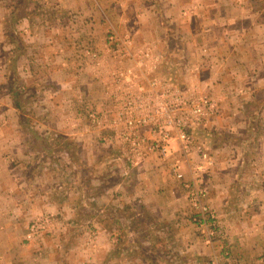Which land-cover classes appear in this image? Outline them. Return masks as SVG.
Segmentation results:
<instances>
[{"label": "crops", "instance_id": "obj_1", "mask_svg": "<svg viewBox=\"0 0 264 264\" xmlns=\"http://www.w3.org/2000/svg\"><path fill=\"white\" fill-rule=\"evenodd\" d=\"M263 1L159 0L156 2L128 0L126 2L128 5H124L123 0H115L110 4L106 0L99 1L100 5L97 6L96 12L102 18L103 23L112 24L113 22L120 27L129 25L134 27L135 25V29L130 28L129 32H123L124 34L120 32L119 35L123 36L120 38L127 37L135 44L137 43L134 44L136 46L134 49L138 53L140 51L149 53L147 58L135 56L128 65L120 68L115 67L112 74L131 67L138 74L139 71H143L144 76L150 74L149 77H152L154 73L149 72L154 68L157 72L159 66L162 68L161 63L173 62L174 64L178 60L179 64V60L183 58L186 61L179 72L182 77L178 74L179 77L173 82L178 83V88L187 92L188 95L205 92L203 88L207 86L212 90V98L216 102L218 101L220 106L224 105L226 110L222 117L217 119L215 129H213L215 132L212 133L214 139L209 145H203L211 149L212 156L210 158L213 162L210 165L203 163V167H198L195 165V160L198 161V157L195 156L196 153H192L190 158L193 160L187 159V168L181 163L180 173L183 174V179L177 180L170 171L173 161L171 163L169 159L163 161L156 155H151L138 167L127 166L126 162H120L118 166L114 167V171L118 173L98 181L96 194H90L91 183L83 178L59 181L50 179L49 176L44 179V177H39V174H30L31 168L34 167L33 164L37 162V153H42L41 148L35 145L34 139L40 141L46 137L60 139L59 141L81 139V143L77 144L81 146L82 152L85 151L88 155L86 157H89L88 140L91 137L89 131L81 129L83 124L79 129L76 127L72 129L65 126L63 119L57 121L53 116L51 118L43 116L42 110L46 112L45 92L39 87L44 81L49 80L51 92L58 91L59 95L64 92L62 95H65V109L68 111L67 100L73 98L69 92L77 89L84 94L87 84L83 82V79L80 80V83L73 82L71 79L73 56L71 58L69 56L75 54L77 50L73 49L74 45L73 43L71 45L72 40L69 35H66L64 40L69 42L64 56L66 65H59L56 61L55 64L54 61H51L49 65L45 64L43 67L41 64L36 65L37 59L30 51H26L23 55H27L24 57L22 54L17 57L21 59V57L31 56L34 61L24 60L26 63L18 64L15 67L10 65L11 59L16 58V54L7 41L10 32H6V29L10 24V17L15 15V9L9 2L5 1L4 4L0 2V91H2L0 93V170L9 174L3 173L5 182L1 188L3 194L7 195H1V201L7 203L3 209L9 207V211L4 210L2 215L4 217L3 223L0 224V228L3 229L2 233L14 234L20 231L22 220H28L30 214L45 212V209H50L48 206H51L60 216L61 224L62 219L68 220L67 225L71 227L76 224L75 218L80 209L85 208L90 211V206L96 205L97 209L92 215H87L89 219L95 220L90 222L92 225H87L88 228L97 229L99 234L104 235L115 233L128 235L127 238L129 237L130 242L125 248L129 252L131 251V254H128L130 258L127 259L129 260L128 264L135 262L130 257L132 248H134L132 244L137 242L135 235L142 232L147 235L146 243L151 250L162 251L160 256L157 253L152 254L157 262H153V264H206L207 259L202 256L211 252L210 248L214 250L216 247L213 245L209 248L205 245L203 235H199L197 229L189 221L191 211L184 188V183L187 182L186 178L189 177L186 176V173L188 175L199 173L202 178L200 183L206 189L209 201L214 203L211 207L215 212H218L214 207L217 206V202L228 203L229 200H233L235 187L238 185L244 188V192L248 191L254 194L258 198V202H264V181L258 177L248 184L234 182L233 175L237 169L239 171L243 162L238 168L234 167L229 160H219L218 156L219 150L229 147L228 139L235 136L233 130H236L237 125L240 126L239 123L246 125L245 123L250 120L258 122V125L255 126L248 123L249 126L243 127V131L248 134L252 131L250 128L259 129L260 117L263 118L264 109L261 104L263 99L260 93L264 91V51L260 50V45L263 44L261 40L264 39V35L257 34L258 28L263 24ZM116 2L118 3L116 4ZM56 3L60 4L57 6L60 10L64 9L61 11L63 13H82L80 14L82 15L81 25H95L96 16L89 17L87 15V10H90L89 6L86 5L84 9L82 5L73 0H56ZM104 4L106 5L104 6ZM35 6L40 7L37 4ZM25 9L28 10L26 7ZM18 15L16 19L18 25L26 26L27 31L33 35L34 43L42 44L44 38L41 36V32L37 30L38 32L34 33L32 28L37 24L36 18L27 12ZM54 21L53 18L51 25ZM67 24L64 22V25ZM225 26L227 29H231L232 26L235 31L238 30L237 33L234 31L233 40H230V36L222 34L221 27L225 30ZM248 26L257 27L255 34L249 33L251 28ZM159 27H163V29L159 30ZM91 38H87V40L91 41ZM49 39L52 45H56L58 42L57 37H47L46 41ZM57 45L59 46V44ZM53 52L49 51V54L51 55ZM55 54L51 57L54 60L57 59L58 53ZM136 64L143 68H137ZM15 74H19L18 84H21V89L24 91L18 100L13 95V90L17 86ZM240 75L242 80H239ZM140 80H138L140 84L148 83ZM173 82L170 81L171 84ZM223 90L225 94L222 93ZM237 90L242 91L241 97L234 96L235 93L232 91ZM221 98H225L224 102ZM56 101L57 106L54 105V108L58 109L59 101L58 99ZM250 106L258 107V119H254L255 117L250 115L252 111V108L251 111L248 108ZM23 107L33 108L34 113L23 115ZM238 107H245L243 115H237ZM36 110L39 111L38 114H36ZM41 123H49L44 126L43 130L45 131H39L38 128L33 127L37 124L41 125ZM66 128L68 130H65ZM222 131L225 132V142L219 141L217 137L222 134ZM172 147L178 148L177 144H173ZM116 153V159L120 161L118 155L122 157V153L118 151ZM173 154L179 155V153ZM36 165L38 166V163ZM255 165L257 169L262 163H255ZM57 184L59 186L63 184L60 186L63 187V190H60ZM243 185L248 186L249 190ZM44 200L50 204L44 206ZM31 203L35 204L31 205ZM23 209L27 210V215L21 214ZM227 213L228 216L231 215L228 211ZM238 229L240 228L238 227ZM255 234L257 233L254 231L250 235L248 246L243 244L240 236L235 239L233 245L236 247L240 242L241 250L246 248L249 251L246 257L249 261L259 251ZM150 236L158 237L152 240ZM244 241L246 242V240ZM125 242L124 237L123 244ZM119 243V240L116 241L113 237L111 239L105 237L98 250L101 255L106 254L110 250L118 249ZM99 263L104 264L100 259Z\"/></svg>", "mask_w": 264, "mask_h": 264}, {"label": "rangeland", "instance_id": "obj_2", "mask_svg": "<svg viewBox=\"0 0 264 264\" xmlns=\"http://www.w3.org/2000/svg\"><path fill=\"white\" fill-rule=\"evenodd\" d=\"M5 1L6 3H11V7H14L15 9V15L10 17V24L6 29V32H10V36L7 38V41L12 46L13 52L16 54V58L11 59L10 65L15 67L18 64L26 63L24 60H27V62H29L30 59L34 61L31 56L22 58L27 55H23L26 51H30L35 59H37L36 65L41 64L43 67L45 64L49 65L51 61H54V64L56 61L59 65H66L67 62L64 56L65 51L68 49L69 42L64 40L66 39V35H69L72 40L70 43L71 45L72 43L74 45L73 49L77 50L75 54H70L69 56V58L73 56L71 60L73 74L71 79L73 82L76 81L79 83L80 80L83 79V82H86L87 84V90L84 94L82 91L77 89H73V91L69 92L73 95V98L67 100L68 111L65 109L66 98L65 95H62L64 94L63 91V93L60 94L61 96L58 94V91H54V93L51 92L49 90L50 83L49 80H46L47 78L43 84L39 85V87L45 92L44 98L46 102V112L42 110V113L44 112L43 116L48 118L53 116L57 119V121L63 119L66 124L65 126L72 129L75 127L76 129H79L83 124L81 129L89 131L91 136L88 140L90 152L89 157H86L88 155H86L85 151L82 152L81 146L77 144L81 143V139H64L62 141H59L60 139L49 137L43 138L41 141L34 139L35 145L41 148L42 153H37L38 159L37 162L33 164L34 167L31 168L30 174H39V177H44V179L49 176L50 179H57L59 181L73 179L79 180L83 178L85 180H89L91 183V190L89 189L90 194H96L98 191V181L101 178L111 177L114 173H118L114 171V167L116 165L118 166L120 162H126L127 166H129V163L126 160L128 155L124 153V148H120L115 136V134L120 130V127H114L111 119L115 116L116 111L119 109V104L123 101V93H125V90L119 89L120 86L117 83V79H114V74H112V72L117 66L120 68L124 65H128L129 62H131V59L123 56L121 54V48L118 47V45L111 43L108 38L110 35H115L119 38L123 37L119 35L120 32H129L130 28L135 29V25L134 27H130V25L120 27V25L114 24L113 22L112 24H104L102 18L99 17V14L96 12L97 6L100 5V0H73L74 2L82 5L84 9L86 5L87 7H90V10H87V15H89V17L92 15V17L96 16V19L94 20L95 25L92 24L86 26L80 24L82 16L80 14L82 13H63L61 11L64 9L61 8L63 10H60L59 7H57L60 4L56 3V0ZM5 1L2 2L0 0L2 4H4ZM123 1L125 2L124 5H128L126 3L128 0ZM151 1L158 2L159 0ZM225 1L228 2V0ZM106 2L110 4L114 3L115 0H106ZM117 3L118 2H116V4ZM35 4L40 5V7H36ZM105 5L106 4H104V6ZM262 5L264 8V1L262 2ZM25 7L28 10H26ZM26 12L36 18L37 24L32 28L34 33H37V30L41 32V36L44 38L42 44H37V42L34 43L33 35L27 31L26 26H20V24L18 25V22L16 21L19 16L18 14L23 15ZM53 18L55 21L51 25ZM262 20L263 24L258 28L259 32L257 34L264 35V9ZM64 22L68 24L64 25ZM248 27L251 28L249 33L253 32L252 34H255L257 27ZM162 29L163 27H159V30ZM224 29L225 30L221 27L222 34L230 36V40H233L235 31L234 27L231 26V29H227V26H225ZM235 32L237 33L238 30ZM50 36L57 37L58 42L56 45H52L50 39L46 41V38ZM86 37H92L91 41L87 40ZM128 39L131 40L130 38ZM200 41L202 40L200 39ZM261 41L263 44L260 45V50L264 51V39ZM130 42L131 46L129 47V50L132 53L137 52L134 49L137 43L135 44L132 40ZM57 44H59V46ZM49 51L54 52L50 55ZM46 53L49 56H47ZM55 53H58L56 60L51 58L56 55ZM21 54L23 56L20 59L17 56ZM94 55H96V57H94ZM179 61V64L178 60L174 64L173 62L166 64L161 63L160 65L162 68L159 66V70L157 69V72H155L154 69L152 72L154 75H152L151 78L164 83L175 81L177 77H179L178 74H180L179 72L183 68V63L186 60L181 58ZM98 64L100 65L97 67ZM18 75L19 74H15V76H17L15 78L17 86L16 89L13 90L14 98L17 100L19 96L24 94V91L21 89V84H18ZM180 77H182L181 74ZM140 79L142 81H146L143 78ZM239 80H242L241 75ZM141 85L142 86L139 88L140 93L145 96L150 90L149 84L141 83ZM172 85L184 92L182 89L178 88V83L176 84V82H173ZM203 89L205 92L195 95L212 98V90H210L207 86ZM238 90L232 92L235 93L234 96L241 97L242 91ZM1 92L2 91H0V93ZM185 93L189 96L187 92ZM222 93L225 94V91L223 90ZM260 96L263 99L261 104H263L262 107L264 109V91L260 93ZM57 99L59 101L58 106H60L58 109L54 108V105L57 106ZM212 99L215 100L214 98ZM222 99L224 102L225 98H221V100ZM216 103L218 104L219 109L217 116L213 118L207 126L195 127L191 130L193 131L192 135L195 139V144L189 155L191 156L192 153L197 154H195V156L198 157V161L195 160V165H198V167H203V163L210 165L213 162L210 158V156H212V153H210L211 149H209L208 146H204L209 145L214 139V135H212V133L215 132H213V129H215L217 119H220L226 110L224 105L220 106L218 101ZM244 108L245 107H238V111L236 112L237 115H243ZM248 108H250V111L252 108L250 115L255 117L254 119H258V107L250 106ZM32 109L33 108L30 107H23V115L33 114L34 112ZM38 112L39 111L36 110V114H38ZM15 113L17 114L18 112ZM262 116V119L260 117L261 124L259 129L250 128L252 131L248 134L243 131V127H247L249 125L255 126L258 125V122H252V120H250V122H248L249 125L248 123H245L246 125L239 123L240 126L237 125L236 130H233L235 136L232 139H228L230 142L229 147L218 151L219 160H229L230 163H233L232 165H234V167L239 168L243 162L239 171L237 169L233 175L234 182L236 183L240 182L248 184L249 182L256 180L258 177L261 181H264V114ZM47 125H49V123H41V125L37 124L33 127L38 128V130L41 131L44 126ZM65 130L68 129L66 128ZM221 133V135L217 136L219 138L217 139L225 142V132L222 131ZM103 138H105V140H103ZM196 147H200L201 150L198 151ZM117 151L122 153V157L118 155L120 161L116 159L117 155H115V153ZM203 154L206 155L205 158H203ZM190 156L189 161H192L193 159L190 158ZM187 159L188 158L185 160L183 157L181 159L182 165L186 168L188 166ZM37 163L38 166L36 165ZM255 163H262V165L256 169ZM3 173H6V175L8 174L6 171L0 170V224L3 223L4 217H2V215L4 210L9 211V207L8 209H3L7 203L1 201V195H6L1 191L5 182ZM27 176L30 175L28 174ZM186 176H189L186 178L187 181H191L195 177H198L196 180L202 179L199 176V173H190V175L186 173ZM61 185L63 184H60V186ZM57 186H59V184H57ZM60 186L58 188L63 190V187ZM243 186L249 190L248 186ZM7 200L9 202V199ZM186 200L191 211L189 220L191 225L197 229L198 232H196L199 235H203V243H206L205 245L209 246V248L213 247V245L216 247V250L214 249L215 251L213 248H210L211 252L202 256L207 259L206 264H264L263 201L258 202V198H256L254 194L248 191L244 192V188L239 185L235 187L233 200H229L228 203H216L217 206L214 207H216L218 212H215L212 208L214 203L209 201L208 193L207 198L203 201V205L206 208L204 215H200L199 212L192 208L187 197ZM32 204L35 203H31V205ZM49 204L50 202L44 200V206ZM48 207L50 209H45V212L30 214L28 216L30 217L28 220H22L23 224L20 227V231L14 234L2 233L3 229L0 228V264H101L99 263V259L102 263L104 262V264H128L129 260L127 259H130L128 254L131 252L125 249L126 245L130 242L128 239L129 237L127 238L128 235H124L123 233L104 235L101 233L99 234L97 229L88 228L87 225H92L90 222L95 220L89 219L87 215H92V213L97 209L96 205H91L90 211L85 208L80 209L77 217L75 218L77 222L71 227L67 225L68 220L65 221L62 219L61 224L59 222L60 216L51 208V206ZM227 211L231 213V215L228 216ZM26 212L27 210L24 211L23 209L21 214L27 215ZM224 213L225 215L222 216ZM198 216L201 219L206 220L207 225L202 224L200 226L197 224L196 221L199 220ZM193 219H196V221ZM205 225L206 227H204ZM238 227L240 229H238ZM252 229H254L257 233L255 235H257L256 240L259 245V251L256 253V256L249 261L246 259L249 251L246 248L241 250L242 245L240 242L239 244L237 243L238 246L236 247L233 245L235 243V239L240 236L243 240V244H247L248 246V239L250 238V235L254 233ZM105 237L108 239L113 237L116 241L119 240L120 243L118 244V249H114L112 251L110 250L106 252V254L101 255V252H99L98 249H100V244L103 243V239ZM124 237L126 242L123 244ZM135 237L137 242L132 244L134 248H132V255H130L131 259L135 261L134 264L157 263L152 254L157 253L159 254L158 256H160L162 251H153L150 249V246L146 243L147 235L144 232L135 235ZM155 237L158 236H150V239L155 240ZM244 240H246V242Z\"/></svg>", "mask_w": 264, "mask_h": 264}, {"label": "built area", "instance_id": "obj_3", "mask_svg": "<svg viewBox=\"0 0 264 264\" xmlns=\"http://www.w3.org/2000/svg\"><path fill=\"white\" fill-rule=\"evenodd\" d=\"M108 39L121 48L123 56L131 60L135 56L144 58L149 56V53L145 51L132 53L129 50L131 40L127 37L119 38L110 35ZM158 57L161 58L160 55ZM136 67L143 68L138 64ZM154 69L149 73H152ZM149 75L144 76L143 71H139L138 74L131 67L114 74V79H117L120 86L119 89L125 90L123 101L111 119L114 127H120L115 136L120 148H124V153L128 155L126 160L129 166L138 167L148 157L156 155L163 161L168 159L171 163L173 161L170 171L177 180H182L181 159L189 158L195 144L191 130L195 127L207 126L217 116L218 104L207 96H187L171 83L152 79ZM140 78L145 79L149 84L150 90L145 96L139 90L142 86L138 83ZM173 144H177L178 149L173 148ZM196 149L201 150L200 147ZM173 153H179V155L175 156ZM202 156L206 157L205 154ZM196 179L198 177L184 183L186 197L192 208L200 215H204L206 208L203 201L207 198V191L202 187L200 180ZM198 218V221L193 219L197 224L200 226L206 224V220L199 216Z\"/></svg>", "mask_w": 264, "mask_h": 264}]
</instances>
